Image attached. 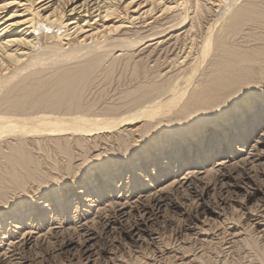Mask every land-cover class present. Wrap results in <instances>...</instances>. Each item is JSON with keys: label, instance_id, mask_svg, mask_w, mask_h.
Returning a JSON list of instances; mask_svg holds the SVG:
<instances>
[{"label": "rangeland", "instance_id": "obj_1", "mask_svg": "<svg viewBox=\"0 0 264 264\" xmlns=\"http://www.w3.org/2000/svg\"><path fill=\"white\" fill-rule=\"evenodd\" d=\"M237 1L216 8L210 0H187L182 12H172L149 24L137 23L114 36L109 41L113 45L107 49L120 41L154 33L160 30V24L187 13L182 28L155 35L142 45L114 48L110 52L103 73L97 78L99 82L90 85L93 87H88L84 94L89 103L86 107L100 112L95 117L105 118L98 124L116 115V119L133 115L137 108L142 112L159 96V101L170 102L169 87L173 82H188L186 93L176 105L183 108L185 96L187 99L205 85L221 56L226 58L219 54L222 52L216 54L214 41L207 55L199 51L197 44L208 34H212V40L220 33L242 43L252 39L248 42L251 47L264 48V26L244 23L235 36L227 28L238 6L245 2ZM191 35L196 47L193 45L188 55L184 48ZM117 58L121 59L115 65L112 61ZM125 65L127 69L123 68ZM111 67L117 70L109 71ZM136 68L140 74H136ZM208 74L210 77H206ZM256 74V86H246L243 94L223 102V108L233 117L228 128L220 125L222 130L214 132L209 142L199 138L200 148L187 159L171 157L165 162L163 157L147 158L169 141H178L176 145L182 146L179 141L191 130H201L208 123L221 120L216 112H203L199 107L196 111L200 104L189 112L183 110V114L181 108L167 105L153 117L143 115L102 132L55 131L48 125L50 119L46 120L49 127L42 124L38 134L28 131V160H32L30 171L35 174L23 184L7 182L5 185L10 187L5 189L0 185V264H264V106L254 112L259 101L252 99L248 123L240 119L245 98L264 92V68ZM146 85L154 91L156 86V91L159 89V93L154 92L153 101L145 102L147 105L139 99ZM125 107L129 111L122 110ZM233 107L239 111L232 114ZM234 123L238 125L233 135ZM242 130L244 134L240 135ZM17 137L0 138L3 148L14 145ZM240 147L243 150H238ZM199 155L203 156L196 162ZM141 159L145 162L137 163ZM124 162H131L132 167H126L121 180L109 174L104 183L94 188L95 174L99 176L98 182L107 169ZM83 177L88 178L84 181ZM22 204L27 209L20 220L3 218V212L17 213ZM30 206H35L34 210ZM135 224L138 227L134 228Z\"/></svg>", "mask_w": 264, "mask_h": 264}, {"label": "bare ground", "instance_id": "obj_2", "mask_svg": "<svg viewBox=\"0 0 264 264\" xmlns=\"http://www.w3.org/2000/svg\"><path fill=\"white\" fill-rule=\"evenodd\" d=\"M210 1L216 8H221L223 4L232 5L235 2H239L237 0ZM186 4L187 0H0V138L7 139L6 136H18L16 139L14 138L16 143L14 145L12 143L6 148H3L4 143H1L0 140V185L2 189L10 187L8 184H23L24 180L28 179L27 177L35 174L30 171L32 160H28L30 149L28 146L29 140H25V137L27 132L31 130L38 134L40 131L39 126L42 124L47 125V119H50V121L47 120L48 125H50L52 129L54 127L55 131L72 129L76 132H102L104 129L125 125L127 121L137 120V117H142L143 115V118H145V116L153 117V114L159 109L161 112L163 107L165 108L167 105H169L168 107L174 108L179 104L187 91L188 82H185L186 84L183 85H179L178 82L177 84L176 82L172 83L169 87V92L171 93L169 98L170 102L163 100L159 101L160 96L158 97L159 100L150 102L152 99L154 100L153 97L156 96L154 92L157 86L154 91V88H152L154 84H151V88H148L146 85L143 87L147 89H145V91L143 89L144 92L142 95L139 93V99L141 101L143 100L144 104L150 102L151 106L149 108L146 106L147 104H143L147 108L142 107L145 108L142 112L141 110L137 111V109H139L137 108L136 112H132L133 115L118 117L117 119L116 115L112 118L113 121L110 118L105 120L107 122L103 121V124H98L99 120L102 121L105 118L103 119L100 117L101 119H99L95 117V115L100 114V112L98 113L96 110L90 111L88 107H86L89 103L85 101L84 94L85 90H89L91 87L90 85L94 84L96 86L95 83L98 81L97 78L101 77L99 75L101 74L106 57L111 54L110 52L114 50V48L118 49L121 47V50H123L122 47L124 46H127L128 49L133 48L144 44L148 40L156 38L158 34L182 28L187 19V13H183L184 15L180 16L179 19L177 18L174 21H166L160 24V30H157L156 27L157 31H154V33H152V31L149 35L144 34L145 36L142 37L140 35L136 40L128 39L123 40V42H116L117 44H115L114 47L107 49L109 45H113V43L109 41H111L114 36L121 34L124 29L127 30L128 28L134 27L137 23L149 24L168 17L172 12H182L186 10ZM231 19V25H228L227 28H229V31L231 34H234V36L241 32L240 30L243 28H241V26L247 22L253 24L254 27H263L264 5L262 0H245L242 5L240 4L238 6L235 15L232 16ZM226 24L224 23V26H226ZM211 31L212 30H210V33ZM211 35L212 34H208L207 37L205 36V39L203 38L202 41L200 40L201 43L197 44L200 45L199 51L202 50L201 52L204 53V56L205 53L207 55L211 49V41H214L216 47L214 49L217 51L216 54L218 51L222 52V54H219H224L227 60H225L226 58L223 59L222 56L221 58L219 57L222 60L220 62L216 61L214 73H210L211 78L208 82H205L206 84H203L199 90L196 89V92L194 91L192 94H189L187 99L185 96V100L183 99L182 103L184 104L183 108H181L182 105L178 107L181 108L183 114V110H188L189 112L195 104H200L197 105L196 111H199V107L201 109L200 111L203 112H216L219 114L218 116L221 120H218L216 123H208L206 127L201 130H199L201 127L194 128L186 135L187 137L179 141L182 146L176 145L178 141H169L162 147L154 149L151 157L147 159L163 157L165 162H169L168 160L171 159V157L180 158L186 156V159L189 158L188 155L191 154L193 150L196 151L197 148H200L197 144L199 138L203 137L204 140L209 142L214 132H220L219 130H222V127L226 126V128H228L227 125L232 123L233 117L223 108V102L233 100L235 97L237 98V96L243 94L242 90L244 87L248 86L252 88L256 84L253 83V77L257 78L256 73L264 68V48L251 47L249 41L252 39L249 41L246 40V43H242L239 42L236 37L226 39L227 34H217L213 40ZM253 40H255V38ZM188 41H190L188 45L185 44L186 42L183 44L184 46L186 45L184 49L185 51L188 50L187 53L189 55L194 45V37L191 35ZM97 46H100V49H95ZM181 53L183 52L181 51ZM184 53L186 54V52ZM219 58H217L218 61ZM119 59H113L112 62L115 64ZM125 67L127 69V65L123 66V68ZM246 67L248 69H246ZM114 68L117 70L116 67H111L109 71L113 72L115 70ZM104 71H106V73L108 72L107 69ZM122 71H124V69ZM138 73L139 68H136V74ZM208 75L206 77H210V75ZM131 76L133 77V75ZM141 87L139 86V88ZM158 90L156 92H158ZM134 98H136V96H134ZM155 99H157V97H155ZM252 99L259 101L258 108L254 110V112L258 113L260 107L264 106V92L261 94L254 93L243 101L242 107L244 106V111L241 113L240 119L244 124H247L249 121L247 113L252 109L250 106L254 103ZM138 104L137 106L140 105ZM233 108V111H231L232 114L239 111V109ZM119 109L121 111V107ZM88 110L90 112H88ZM122 110H127V108ZM103 112L105 113V111ZM178 112L180 111L178 110ZM108 117L110 116L108 115ZM70 122L78 124L68 125L67 123ZM85 123H89V125ZM220 125H222V127ZM237 125V123L233 124L234 128L231 129L233 135L236 133L235 128ZM40 128H42V126ZM242 131L240 135L244 134V131ZM222 138L224 139L226 137L223 135ZM240 139L242 140V138ZM231 141L234 142L235 139H231ZM226 147L227 145L224 148L226 149ZM238 150L243 149L240 147ZM205 154H208V152ZM202 156L203 155H199L196 162H199ZM172 160L174 159L172 158ZM143 162H145L143 159L137 160V163ZM130 163L131 162L128 164L126 162L121 164L116 163L113 169H107L102 173V179L98 182L96 181L99 176H95L96 174L94 176L92 175L95 184L94 188L104 183L109 174L121 180V174L126 167H132ZM83 178H85L83 179L85 181L88 177ZM83 180H80V182L83 183ZM22 181L23 183H21ZM7 182L8 184L6 186L5 184ZM83 187L84 185L81 186V188ZM81 191L82 189L77 192ZM90 192L87 193L88 196ZM51 195H54V192H52ZM33 207L35 206H30V208ZM26 209V205L22 204L19 209H16L17 213L3 212L2 215L5 214L3 218L15 217L14 219L20 220V216L23 217V212ZM7 214L9 215L7 216ZM133 227L136 228L138 226L135 224Z\"/></svg>", "mask_w": 264, "mask_h": 264}]
</instances>
